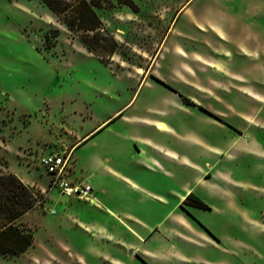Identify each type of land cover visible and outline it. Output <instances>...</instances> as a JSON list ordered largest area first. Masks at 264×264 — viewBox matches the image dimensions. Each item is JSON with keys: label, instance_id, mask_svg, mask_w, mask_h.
I'll use <instances>...</instances> for the list:
<instances>
[{"label": "rangeland", "instance_id": "1", "mask_svg": "<svg viewBox=\"0 0 264 264\" xmlns=\"http://www.w3.org/2000/svg\"><path fill=\"white\" fill-rule=\"evenodd\" d=\"M132 1L137 10L124 0H101L103 7L97 8L119 43L105 63L84 45L85 33L71 31L42 0H0V173L25 178L39 199H46L17 223L33 234L32 246L20 255L0 252V264H139L127 260L134 254L128 230L122 225L115 236L103 226L93 229L96 220L108 223L106 207L51 189L41 158L70 155L68 178L90 184L92 198H107L110 186L113 205H130L153 221L157 204L134 202L136 194L109 179L107 166L149 185L158 180L161 190L181 191L200 174L178 161L166 162L146 139L177 150L207 174L222 175L217 182L224 187V176L239 184L228 188L232 199L215 196L207 186L190 191L210 201L213 210L194 208L193 215L220 249L178 243L184 259L173 256L158 264H264V72L247 70L235 59L234 71L254 80L239 76V88L231 85L220 55L201 42L209 35L194 24L212 19L222 25L231 17L240 28L252 19L264 29V0H190L172 25L188 0ZM240 28L231 25L229 33ZM208 52L216 64L212 71L198 61ZM172 86L187 102L175 98ZM218 113L221 123L215 121ZM144 119L162 121L157 128L177 127L224 151L235 140L237 146L216 156ZM141 149L170 167L173 177L141 167Z\"/></svg>", "mask_w": 264, "mask_h": 264}, {"label": "crops", "instance_id": "2", "mask_svg": "<svg viewBox=\"0 0 264 264\" xmlns=\"http://www.w3.org/2000/svg\"><path fill=\"white\" fill-rule=\"evenodd\" d=\"M189 1L190 0L186 1L176 11L172 18L171 25L173 24L179 12L186 6ZM187 9L188 7L185 8L183 12H185ZM179 19L180 17L178 18V20ZM194 24L195 27L198 28L201 32L209 35L208 37L204 38L203 41L201 40V42L205 45V47H207L208 50H210V52L212 51L213 54L220 55L221 68L222 71L225 72L224 78L229 81L231 85L239 88V81H241L239 80V76H242L241 78L247 79L251 76L245 73L241 75L239 74V70L237 69V71H234L235 69L232 68V65L234 64L233 62L235 59L238 60V63L249 66L247 70H253L254 72H264V32H261L264 29H257L254 20L250 19L248 23H244L241 28L240 24H238V20L231 17H227L225 22L221 23L222 25L213 21L212 19L205 22L194 20ZM231 25L234 26L235 29L239 25L240 29L238 34L232 35L229 33V28ZM174 30L175 26L172 29V32ZM210 35L220 40V43H218L217 45L215 41L212 40ZM179 48L180 47H178V49ZM212 56L213 55L208 52V54H204L202 61L200 59L198 60L199 62L203 63L204 67H209L208 71H212L210 69L215 68L216 65L215 62L212 61L214 58ZM206 65L209 66L207 67ZM235 68H237V66H235ZM209 80L212 79L210 78ZM253 80L254 78L251 76V81ZM171 88L173 89V91L175 90L173 86ZM173 95H175V98L177 97L178 99L182 97L183 103L187 102V99H189L181 94V92H179L178 90L174 91ZM236 105L238 104L236 103ZM219 115L220 116H215V121H219L218 123H221L223 122L221 120V117L223 115ZM144 121L146 122V124H149L156 128L157 123L162 122L152 119H144ZM158 128V131L167 135H172L177 139L184 141L185 143L191 142L194 146H196V144H199L203 147H207L210 153H213L214 155L220 157L224 156L229 149L237 146L235 145V140L229 146H226L224 151V147L220 145H212L209 143L207 144V142H205L201 137L189 135L188 132L186 133L181 130L179 131L177 127H169L166 125L165 129H163L164 127L160 129ZM93 131L94 130L86 133L76 145H78L83 139L89 136ZM145 143L149 148L155 150L158 155L162 157V159H164L166 162L178 161L183 166L190 167L196 170L200 174L199 178L192 185H187V187H185L181 191L174 189V187H169L170 189L161 190L160 188H157L156 185V183H158V180L153 181V184L149 185L148 182L144 180L135 179L123 174L119 169L109 164L107 166L108 178L116 179L119 184L123 186L124 190H130L131 192L135 193L137 197L135 198L134 202L143 204L146 200H150L157 204V206L155 205L154 207L155 209L152 210V213L154 214V220L149 221L148 219L142 218L137 213L132 211L130 205H113L109 199V194L112 192V189L110 188V186H108L107 198L105 196L102 197L98 195L95 199L91 198V200H89L90 203L96 205V207L98 208H100V206L102 208L106 207V214L109 219L108 223L105 224L96 220L97 223L93 222L92 226H90L93 229L99 228L101 226L106 227L107 229L112 230L114 232V235L116 236L118 233H120L122 229L121 226L123 225L128 230V233L131 237L132 241L130 243V246L134 247V254H131V256L127 258V260H131L134 263L139 264H144V261L146 262V264L164 263L169 261L173 256H177L179 259H184V256L180 254V252L175 248V245H177L178 243H188L190 245L196 246H201V244L206 243L213 248L220 249V245L218 244V242L208 233H206L207 231L204 226L200 225L193 215L194 208L199 210H213V207L206 195L204 193H195L194 191L191 192L196 194L206 204H208L209 207L207 208L197 206L194 203H187L186 199L187 196L191 194L190 191L196 185L203 187L207 186L211 188V193H213L215 196L221 195L226 199H232L233 192L231 193L228 188L230 186L239 187V184L229 181L230 179L224 176L223 181L226 185V187H224V185L221 184L220 181L217 182L218 177H222V175L214 172H210L209 174H207L208 169L205 170L200 168L187 156L180 155L177 150L169 146L158 144L149 139H146ZM138 153V156L142 157L140 161L141 167L146 168L152 173H161L166 178L173 177L172 173H170L169 170L170 167L166 166L164 162L149 158V156H147L145 153V149H141ZM20 178L27 185L30 186L32 184L25 178ZM100 191H102V188L100 189ZM157 215H160L161 217L157 218Z\"/></svg>", "mask_w": 264, "mask_h": 264}, {"label": "trees", "instance_id": "3", "mask_svg": "<svg viewBox=\"0 0 264 264\" xmlns=\"http://www.w3.org/2000/svg\"><path fill=\"white\" fill-rule=\"evenodd\" d=\"M125 3L135 7L132 0ZM60 20L74 32H84V45L103 62L108 63L119 48L113 33L97 12L101 0H42ZM188 100V99H187ZM187 203L209 207L200 197L191 193ZM38 205V197L31 186L15 173H0V252L6 256L20 255L33 244L32 233L24 232L17 223Z\"/></svg>", "mask_w": 264, "mask_h": 264}, {"label": "built area", "instance_id": "4", "mask_svg": "<svg viewBox=\"0 0 264 264\" xmlns=\"http://www.w3.org/2000/svg\"><path fill=\"white\" fill-rule=\"evenodd\" d=\"M70 155L46 154L41 158V164L51 174L50 188H58L64 195L77 197L89 201L92 198L93 187L90 184L74 181L68 178L70 168ZM37 195V194H36ZM38 197V196H37ZM46 199H39L38 204H43ZM55 213V211H53Z\"/></svg>", "mask_w": 264, "mask_h": 264}, {"label": "bare ground", "instance_id": "5", "mask_svg": "<svg viewBox=\"0 0 264 264\" xmlns=\"http://www.w3.org/2000/svg\"><path fill=\"white\" fill-rule=\"evenodd\" d=\"M158 127H159V128H163L164 126H163L162 124H159Z\"/></svg>", "mask_w": 264, "mask_h": 264}]
</instances>
